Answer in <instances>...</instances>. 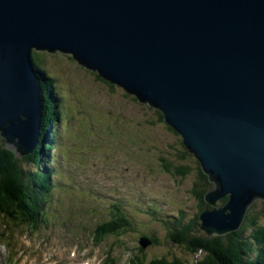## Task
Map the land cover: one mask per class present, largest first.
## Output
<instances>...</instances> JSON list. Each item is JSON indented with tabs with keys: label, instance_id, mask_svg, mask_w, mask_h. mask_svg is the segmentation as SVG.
<instances>
[{
	"label": "water",
	"instance_id": "water-1",
	"mask_svg": "<svg viewBox=\"0 0 264 264\" xmlns=\"http://www.w3.org/2000/svg\"><path fill=\"white\" fill-rule=\"evenodd\" d=\"M33 52L70 55L163 113L215 184L208 236L264 200V0H0V135L18 157L41 135Z\"/></svg>",
	"mask_w": 264,
	"mask_h": 264
},
{
	"label": "rangeland",
	"instance_id": "rangeland-1",
	"mask_svg": "<svg viewBox=\"0 0 264 264\" xmlns=\"http://www.w3.org/2000/svg\"><path fill=\"white\" fill-rule=\"evenodd\" d=\"M39 53L53 68L69 106H65L69 129L63 134L60 128L62 137L50 152L58 154L56 161L61 168L57 169L59 179L54 183L58 186L51 197L60 215L53 218V225L42 227L39 236H31L20 227L16 237L19 244L29 248L23 239L33 238L32 248L43 249L38 260L50 258L49 264H77L85 255L100 259L108 252L117 264H128L134 255L141 256L142 264H152L156 259L170 263L177 258L191 264L196 256L168 243L165 220L177 219L182 212L187 220L196 214L198 208L191 194L198 171L196 159L191 155L182 162L178 159L185 149L181 139L160 121L158 109L140 104L120 87L112 91L96 79V72L79 65L70 55ZM181 163L190 168L189 176L167 170V165ZM107 201L123 206L131 227L121 237L113 235L96 244L95 252L89 249L83 255L81 250L73 255L77 238L82 237L87 247L94 220L109 219ZM148 204L157 205L160 212L153 214L151 211L159 210L148 208ZM85 214L96 216L79 219ZM67 225L72 234L61 228ZM144 236L155 237L156 242L141 252Z\"/></svg>",
	"mask_w": 264,
	"mask_h": 264
},
{
	"label": "trees",
	"instance_id": "trees-1",
	"mask_svg": "<svg viewBox=\"0 0 264 264\" xmlns=\"http://www.w3.org/2000/svg\"><path fill=\"white\" fill-rule=\"evenodd\" d=\"M46 59L39 52L32 54L44 94L41 135L37 148L31 154L18 157L15 151L6 147V141L0 135V220L14 228L38 226L40 221H47V216L52 217L58 212L57 209L53 212L56 201L51 200L50 193L55 186L56 168L60 169V166L54 162L55 156L50 152L55 150L59 138L62 137L60 128L63 127V134L69 129L65 108L66 105L67 108L69 106L64 99L58 78L54 75L53 68L48 66ZM95 76L112 91L119 87L102 79L97 72ZM134 100L138 101L135 96ZM144 105L151 107L149 104ZM158 114L160 121L166 124L163 113L159 111ZM167 126L181 139L179 143L185 149L184 153L178 154V159L182 162L187 155L193 156L184 146L183 138L172 127ZM58 132L61 133L60 136ZM54 163L56 166H53ZM197 165L198 171L191 194L198 210L189 220L183 212L177 219L168 218L165 225L168 243L176 244L184 248L188 254L196 256V260L191 264H264V200L257 199L253 202L238 231L208 236L201 229L200 216L204 211L213 209L206 201V195L214 190L215 184L211 183L209 177L203 173L198 161ZM166 167L168 171L180 177H187L190 173V168L182 163L180 166L169 164ZM227 201L228 197L223 198L218 203V207L224 206ZM109 216L110 219L103 222L94 220L95 228L90 232L96 240L98 239L97 241L113 235L120 236L130 225L121 210L118 213H110ZM84 217L89 219L94 216L85 214ZM153 242H156V239ZM106 260L108 263L110 256ZM110 262L114 263V260ZM129 264H142V259L133 256ZM152 264L188 263L177 258L170 263L165 259H156Z\"/></svg>",
	"mask_w": 264,
	"mask_h": 264
}]
</instances>
